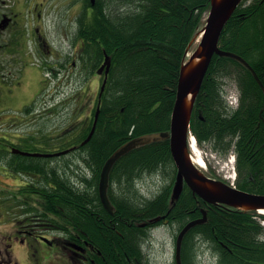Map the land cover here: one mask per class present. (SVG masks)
Returning <instances> with one entry per match:
<instances>
[{
  "label": "trees",
  "instance_id": "1",
  "mask_svg": "<svg viewBox=\"0 0 264 264\" xmlns=\"http://www.w3.org/2000/svg\"><path fill=\"white\" fill-rule=\"evenodd\" d=\"M82 1L85 9L75 34V45L80 43L77 57L90 73L100 67L105 54L112 57L96 131L80 147L88 150L85 162L91 178H82L81 190L57 169L35 166L31 171L39 179L31 186L39 205L28 206L26 212L38 213L73 240L79 237L91 243L96 254L95 263L89 264H150L141 242L149 238L153 224L139 225L171 210L170 224L182 229L201 218L204 209L207 222L184 238L183 264H200L197 240L210 245L220 264H264V215L209 205L187 186L171 204L177 169L169 140L138 146L117 161L109 178L113 214L99 198L102 169L117 149L141 136L170 130L181 68L205 24L211 0H96L94 6L90 0ZM220 47L247 60L264 86V0L242 1L223 30ZM227 80L237 84L240 94L235 109L224 98ZM91 129L92 121L88 128L85 122L75 126L62 148L81 145ZM191 131L201 147L220 157L234 151L236 187L264 195V88L238 60L214 56L195 103ZM1 158L7 159L0 154ZM20 166L16 164L15 170ZM28 169L23 166L22 172ZM147 175L164 181L160 191L148 198L138 188Z\"/></svg>",
  "mask_w": 264,
  "mask_h": 264
},
{
  "label": "rangeland",
  "instance_id": "2",
  "mask_svg": "<svg viewBox=\"0 0 264 264\" xmlns=\"http://www.w3.org/2000/svg\"><path fill=\"white\" fill-rule=\"evenodd\" d=\"M66 15L68 16V14H63L64 17H66ZM63 16L59 15L57 18V22L60 19H64ZM207 16L208 13L206 14L205 19L207 18ZM50 19L52 20V16H50ZM63 24H65V22ZM73 27L74 29L72 30V34L74 38V34L76 32L75 25ZM49 39L52 43L53 49H55V52L53 51V53H56V55L62 53H70L73 51L77 52L80 47V43L77 47H74L72 45V40L71 42H69L67 39L60 37L57 31L51 34ZM197 45L198 44L194 43V45L191 47L189 53L190 55L194 52ZM2 61L5 65V69L2 72L3 75H5L3 79L9 80L10 84L12 82H16L17 79H20L19 83L21 84L19 86L15 85L12 91L6 92V95L4 94V88L0 87V143H2V146L5 144L4 137L18 142L21 137L27 136L31 133H39L40 135L44 134L45 136L46 134H50L55 130L67 125L69 122L76 124L84 121L86 115H88V110L86 109H91L90 102H93L95 100V97H97L99 93L101 81L98 84V78L95 77V73H90L88 69L85 72L83 70V63L75 57H73V62L75 63L76 69L73 70V73L68 74V76L67 74H61L58 78L54 77L52 74H50L51 69L41 64V68L37 69L39 75H36L38 76V78L35 79V83L32 88H30L31 85H29V71L24 76L21 75V67H23V63L21 65L15 64V59L10 60L9 58H4L2 59ZM12 62L14 63V65L12 64ZM11 65H13V67ZM45 79L50 80L48 82H45ZM39 81H41L40 86L38 85L35 87V84L39 83ZM86 81H88V88L84 86ZM227 81L229 82V84L226 86V90L229 91V94H231V96L233 95L232 98L235 101L238 96L237 84L232 80ZM44 86H48V88L45 89L47 91L44 90ZM56 86L57 89L53 91L54 87ZM52 97H55V99L52 100ZM70 98H72L71 101ZM62 99H66V101H68V104L62 107L60 110L57 109L59 113L56 114L55 111H53L54 106L58 104H64V101ZM233 99L231 101L234 103ZM29 102L35 104L27 106ZM28 107H32L33 111L36 107H39V111L46 112L48 114L45 117L42 116L33 121L34 113L30 114V111H26ZM71 115H73L72 120ZM12 117L15 120L9 121V119H11ZM16 118L19 119V121H16ZM15 121L18 125H11V123H14ZM16 135H20V138H17ZM50 142L51 141H48V143ZM43 147H45L43 151L54 150L53 143H50L49 147L46 144L44 146L41 145V148ZM197 148L199 149L206 162L205 170L209 176H217L224 179V175L228 176L233 174L231 166H227V157L223 158L219 155H215V159L211 156L212 152L207 148V146L203 148L200 147L197 143ZM191 154L193 156L192 150ZM7 156L12 157L13 155L9 153L7 154ZM69 158L74 159V154H70ZM23 161L25 162V164H29L27 160L23 159ZM31 161L34 164L45 165L46 160L42 158H34ZM52 161L60 168L59 174L65 178L68 177L72 186L81 190L85 188V185L82 184V178L87 174V172L89 178H91V174L84 163H82L80 166L78 163H73L71 164L72 167L66 170L65 160L63 161L62 159H54ZM18 163V158H15L14 165ZM7 164H9V161L7 159H0V249H2L3 253L5 252L4 248L7 247L6 242L8 238L15 236L17 225H20L21 221H23L24 219H28L30 221L29 223H32L33 221L31 219H37L36 215H38V213L35 212H30V214L24 215L23 213L30 205L24 204V206H19V202L10 199V197H12L14 194L19 193L20 189L22 188L21 184L35 180L25 174H20L19 176H17L8 172L4 169L7 168ZM8 168L12 169L13 166L8 165ZM163 184L164 181L161 176L147 175L139 181L138 187L140 189V192L146 198H148L157 194L162 188ZM30 191L35 194L32 188H30ZM38 205L39 199H37L36 197V202L31 206L34 207ZM40 222L47 224V222L42 220H40ZM46 226L47 225H45V227ZM177 227L178 226H167L161 224L149 231V238L145 239L144 243L141 242L142 249L145 253V260L147 262H149L150 264H175V238L177 234ZM47 228L50 227L47 226ZM50 230L56 231L58 234H62L64 237L65 234H67V232L65 231H58L55 229ZM197 241L198 245L196 248V253L198 263L220 264L219 258L214 254L210 245H208L207 243H203L201 240ZM33 260H35V258H33ZM15 261L16 256H14V258L12 257L11 264H14ZM62 261L63 259L61 260V258H57L53 263L51 259L48 261L41 260L40 262L35 260L34 264H37L38 262V264H62ZM5 262L6 263L3 262L0 256L1 264H10L8 263V261ZM67 264H71V262Z\"/></svg>",
  "mask_w": 264,
  "mask_h": 264
},
{
  "label": "flooded vegetation",
  "instance_id": "3",
  "mask_svg": "<svg viewBox=\"0 0 264 264\" xmlns=\"http://www.w3.org/2000/svg\"><path fill=\"white\" fill-rule=\"evenodd\" d=\"M91 5L94 6L92 3ZM84 7L85 5L82 0H0V87L4 88L5 95L7 91H12L15 85L19 86L21 84L19 83L20 79H17L16 82H12L11 84L9 80L3 79L5 75H3L2 72L5 69V65L3 64L2 59L4 58H9L10 60L15 59V64L21 65L23 63V67H21V75L24 76L29 71L28 76L30 78V88L34 85L35 79L38 78L37 75H39V73L37 72V69L41 68V64L50 68V74L57 78L61 74H67L68 76V74L73 73V67L75 66V63L73 62V53L54 54L53 51L55 52V49H53L49 37L57 31L62 38L67 40L72 38L71 30L73 19L74 17L77 19L79 14L84 11ZM64 13L68 14V16L66 15V17H64ZM59 15H62L64 19H60L57 22ZM50 16H52V20L50 19ZM64 22L65 24H63ZM76 58L79 60L81 59L80 57ZM12 64L14 65L13 62ZM13 65L11 66L13 67ZM87 68V64H84L83 70L85 72ZM100 78H103L104 81L105 73H103L102 76H99V79ZM49 80L50 79H45L44 81L48 82ZM40 83L41 81L36 83L35 87L38 85L40 86ZM84 86L88 87V81L85 82ZM47 88L48 86H44V90ZM56 89L57 86L54 87L53 91ZM54 99L55 97L52 100ZM62 100L64 101V104L54 106L53 111H55L56 114L59 113L57 109L60 110L68 104L66 99ZM71 100L72 98H70V101ZM31 104L35 103L29 102L27 106H30ZM94 108H96L95 104H91V109L85 108L88 110V115H86L84 120L86 122V128H88L91 119H94L92 117ZM26 111H30V114L34 113L33 121L42 116L45 117L48 114L39 111V107H36L34 111L32 107H28ZM73 115H71V120ZM10 120L14 121L15 119L12 117L9 121ZM16 121H19V119ZM16 121L14 123L12 122L11 125L17 126L18 124ZM69 123L50 134H46V138L44 139L40 138L41 135L39 133H31L27 136L23 135L24 137L21 138L20 135H16L17 138H20L18 142L4 137L5 144L0 146V152L9 154L12 153L13 148L19 149L20 146L36 145L41 142V140L47 141V139H50L53 140V142H58V146H56V149L48 153H56L59 151V147L62 148L65 145L63 142H68L70 141V138H72L65 137L66 132H72V122ZM73 147H76L71 153L74 154V159L69 158L68 155L64 156V158L61 157L63 161L65 160L69 164V168L72 167L71 164L73 163H78L79 166L82 163H85V158L88 155V150L80 149L81 145H74ZM32 159L34 158L28 157L27 159L29 165H31L28 169L30 172L28 173L32 177L38 179L39 176L31 172L33 166L37 165L31 161ZM20 162L25 164L24 161ZM46 168L57 169L59 167L51 161L46 163ZM14 197V201L20 203L18 204L19 206L36 202V194L32 193L27 186H22L19 193L15 194ZM36 217L37 219H31L33 221L32 223H29L30 221L28 219L21 221V224L17 225L15 236L8 238L6 242L7 247L4 248L5 252L3 253L2 249H0V256L4 263H6L5 261H8V263L11 264L12 257L14 258V256H16L14 264H34L35 260L40 262L41 260L48 261L50 259L53 263L57 258H61V260L63 259L62 264H67L69 262H71V264H88V262L92 260L95 251L91 250L90 247H83L84 251H82V249H77V247L81 248V246H83L79 245L78 237H75V241H72L73 239L66 238L62 234L50 230L51 228H47V226L45 227L47 224L41 223L39 216ZM33 258H35V260H33Z\"/></svg>",
  "mask_w": 264,
  "mask_h": 264
},
{
  "label": "water",
  "instance_id": "4",
  "mask_svg": "<svg viewBox=\"0 0 264 264\" xmlns=\"http://www.w3.org/2000/svg\"><path fill=\"white\" fill-rule=\"evenodd\" d=\"M92 2L94 3L95 0H92ZM241 2L242 0H211V8L206 24L202 31L192 41L196 42L198 45L181 68L176 102L171 117L170 131L148 134L130 140L117 149L106 161L101 172L99 195L104 208L109 213H113V206L108 197L109 176L116 162L138 146L151 144L159 140H169L172 158L178 170L176 183L173 189L172 202L179 198L185 183L194 195L208 204H220L238 210L255 211L264 214V195L242 191L223 181L208 177L194 163L189 148L193 110L215 55L237 59L250 69L256 81L261 87H264L255 70L244 58L232 52L222 50L219 45L226 24ZM203 33L204 35L202 37ZM110 65L111 58L107 56L104 65L98 71V74H102L104 69H107L106 77L99 94L94 127L89 137L82 145L91 140L96 130L101 110V98L106 89ZM70 151L71 150H66L56 154L25 153L21 151H18V153L31 157L49 158L52 156H62L68 154ZM165 218L166 216L162 217V219ZM160 219L161 218H156L151 220V222H158ZM206 221L207 213L203 210V218L190 222L179 234L176 240V264H182L181 250L185 235L190 229ZM166 223H168V220ZM142 226H145V224Z\"/></svg>",
  "mask_w": 264,
  "mask_h": 264
},
{
  "label": "bare ground",
  "instance_id": "5",
  "mask_svg": "<svg viewBox=\"0 0 264 264\" xmlns=\"http://www.w3.org/2000/svg\"><path fill=\"white\" fill-rule=\"evenodd\" d=\"M192 152H193L194 162L196 164L200 165L201 167L205 168L206 162H205L202 154L200 153L199 149L197 148L196 142L194 139L192 140Z\"/></svg>",
  "mask_w": 264,
  "mask_h": 264
}]
</instances>
